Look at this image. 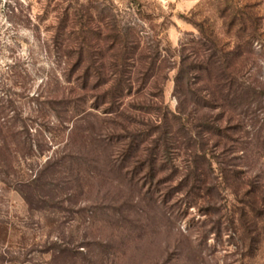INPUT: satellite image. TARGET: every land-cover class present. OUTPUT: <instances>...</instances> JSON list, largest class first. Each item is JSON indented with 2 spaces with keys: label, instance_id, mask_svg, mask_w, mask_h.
Listing matches in <instances>:
<instances>
[{
  "label": "rangeland",
  "instance_id": "obj_1",
  "mask_svg": "<svg viewBox=\"0 0 264 264\" xmlns=\"http://www.w3.org/2000/svg\"><path fill=\"white\" fill-rule=\"evenodd\" d=\"M183 58L225 61L256 90L241 133L235 117L198 141L203 183L184 154L150 178L119 156L123 126L152 118L129 106L161 91L175 111ZM122 63L155 84L95 110L103 89L85 79L112 84ZM0 118L28 149L0 183V264H264V0H0Z\"/></svg>",
  "mask_w": 264,
  "mask_h": 264
},
{
  "label": "trees",
  "instance_id": "obj_2",
  "mask_svg": "<svg viewBox=\"0 0 264 264\" xmlns=\"http://www.w3.org/2000/svg\"><path fill=\"white\" fill-rule=\"evenodd\" d=\"M226 64L225 61L188 63L183 58L174 78L175 111H170L163 106L161 91L159 94H150L151 97H155L154 100L149 101L153 103L152 106H143L142 99H140L141 104L137 102V104L129 106L130 109L141 115L145 113L152 117L151 120L147 118V122L132 120L128 122V126L122 128L125 132L123 139L128 140L126 144H122L119 156H126L131 161L132 165L128 166L131 170L140 169V167L147 168L146 176L150 178L161 173L164 169L162 166H158L157 162L163 161L171 154H184L190 158L193 164L194 182L203 183L201 179L203 170L198 162L200 160L198 156L205 153L206 144L198 141L207 138V136H216L219 140L227 138L226 131L231 126H222V123H229L235 120V117L238 120L233 128L236 127L241 133L244 127L242 120L237 115L240 111L237 112V109L241 107V104L237 105V102L241 98V94L249 95L251 92H256L250 84L239 82L238 78H235L236 75L233 77L228 70L230 64L225 66ZM120 65L123 70L120 71L119 77L114 79L112 84L110 83L111 85L107 79L97 73L93 76L90 75L87 81L85 79L86 88L87 84H90L91 90L103 89L102 94H98L94 99L95 110L99 111L100 107L105 105L104 113L118 112L122 99L131 95L130 93L134 89V93L144 99L146 94L143 91L149 90V87L155 84L148 73L136 76L134 79L129 75H124L126 73L124 63L111 66L115 69ZM150 70H152V64L146 69V72ZM191 72L200 75L192 81L188 76ZM149 110H153V112L150 113ZM217 110L219 112L212 119L209 114ZM5 119L0 121V183L8 186L7 177L14 171V157L28 154V149L19 140L20 132L17 124L6 123ZM129 127L132 129L129 130ZM262 214L264 215V212ZM6 237L7 229L3 224H0V239L4 240Z\"/></svg>",
  "mask_w": 264,
  "mask_h": 264
}]
</instances>
